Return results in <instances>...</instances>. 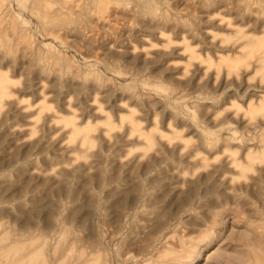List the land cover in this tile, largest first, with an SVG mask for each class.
Masks as SVG:
<instances>
[{
    "label": "rangeland",
    "instance_id": "obj_1",
    "mask_svg": "<svg viewBox=\"0 0 264 264\" xmlns=\"http://www.w3.org/2000/svg\"><path fill=\"white\" fill-rule=\"evenodd\" d=\"M0 264H264V0H0Z\"/></svg>",
    "mask_w": 264,
    "mask_h": 264
}]
</instances>
